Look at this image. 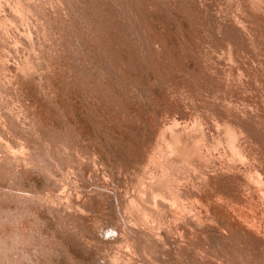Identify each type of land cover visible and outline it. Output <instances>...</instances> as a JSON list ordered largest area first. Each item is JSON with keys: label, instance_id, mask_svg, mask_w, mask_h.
I'll list each match as a JSON object with an SVG mask.
<instances>
[{"label": "rangeland", "instance_id": "rangeland-1", "mask_svg": "<svg viewBox=\"0 0 264 264\" xmlns=\"http://www.w3.org/2000/svg\"><path fill=\"white\" fill-rule=\"evenodd\" d=\"M0 264H264V0H0Z\"/></svg>", "mask_w": 264, "mask_h": 264}, {"label": "bare ground", "instance_id": "bare-ground-1", "mask_svg": "<svg viewBox=\"0 0 264 264\" xmlns=\"http://www.w3.org/2000/svg\"><path fill=\"white\" fill-rule=\"evenodd\" d=\"M188 114V113H187ZM184 115V114H183ZM157 180V179H156ZM155 184V183H154ZM81 200V199H80ZM199 210V209H198ZM154 212V211H153ZM136 217V216H135ZM127 221H128V219H127ZM133 221V220H132ZM131 235V234H130ZM122 241V240H121ZM129 241V240H128ZM122 243V242H121ZM128 243V242H127ZM126 246V245H125Z\"/></svg>", "mask_w": 264, "mask_h": 264}]
</instances>
